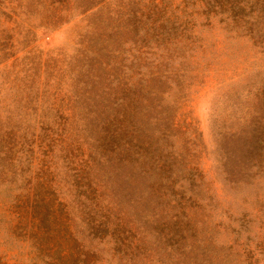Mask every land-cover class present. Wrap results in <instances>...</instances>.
<instances>
[{
    "label": "rangeland",
    "instance_id": "rangeland-1",
    "mask_svg": "<svg viewBox=\"0 0 264 264\" xmlns=\"http://www.w3.org/2000/svg\"><path fill=\"white\" fill-rule=\"evenodd\" d=\"M61 2L66 9L57 19ZM52 3L12 0L14 8L23 11L16 29L11 30L13 40L22 44L15 54L22 57L19 61L34 63L44 85L42 91L39 84L26 90L19 84L24 80L19 74L17 85L10 86L4 78L18 66L10 64L12 58L7 66L0 64V121L25 127L21 134L29 146L25 144L24 150L33 148L27 152L31 160L23 157L22 166L16 164L23 171L15 174H3V167L14 169V165L9 166L8 158L0 160V263L85 264L88 245L94 254L87 264H264V169L261 175L251 174L256 168L252 160H259L255 157L259 147L248 151L244 138L264 137L258 134V125L264 121V15L254 24L251 37L245 27L218 16L207 24L203 14H193L191 28L202 46L182 40L162 51L151 47L150 54L140 51L145 43L157 42L148 39V21L136 24L131 14L125 15L127 8H140L143 1L103 0L83 9L80 4L85 5V0ZM187 6L193 8L191 1ZM8 7L7 0H0L2 11ZM3 17L0 11V22L11 23ZM43 22L50 23L45 26ZM131 95L140 106L139 126L156 116L174 124L169 145L179 151H196L202 182L191 185L179 177L173 189L167 187L163 194L151 189L147 194L148 188L134 191V202L118 206L130 220V238L136 243L131 253H123L115 249L112 238L85 234V218L77 208L80 202L72 180L75 163L60 151L46 153L34 138L42 130L40 125L48 126L54 117L68 121V139L79 146L75 160L85 159L89 136H98L92 123ZM33 98L40 103L35 104L38 110L20 114L22 105ZM45 104L58 113L48 114ZM85 121L91 123L86 130ZM148 132L155 136L158 125L150 124ZM193 138L196 145L187 142ZM222 143L231 153L224 165ZM260 150L264 155V146ZM41 166L48 168V184L67 201L66 224L78 241L68 236L66 247L61 232H39L30 216L31 190L25 176L31 178ZM223 167L234 174L233 181ZM180 192L181 203L172 197ZM193 192L197 194L194 199L189 197ZM45 223L57 225V220L47 218ZM55 241H60L59 247L48 249ZM68 245L72 259L60 262L57 256Z\"/></svg>",
    "mask_w": 264,
    "mask_h": 264
},
{
    "label": "trees",
    "instance_id": "trees-1",
    "mask_svg": "<svg viewBox=\"0 0 264 264\" xmlns=\"http://www.w3.org/2000/svg\"><path fill=\"white\" fill-rule=\"evenodd\" d=\"M48 1L53 5L52 1L54 0ZM102 1L89 0L88 2L85 0V5H80L83 9L95 6ZM140 1H143L140 8H127L125 15L128 18L131 14L136 24L142 20L148 21L146 23V30L149 33L148 39L155 38L157 42L156 44L145 43L140 51L150 54L152 53L151 47L162 51L168 49L172 43L178 45L182 40L185 41V44L198 42V45L202 46L203 43L195 39L191 28L195 16L193 14H203L207 24L211 23L215 16H218L219 20L223 22H232L235 25L245 27V33L251 37H253L254 24H257L260 15H264V0H180V3L177 2L178 4H174L173 0ZM189 1L193 4L191 9L187 6ZM7 2L9 3V10L2 11L0 9V11L4 13L3 19L11 21V23L3 24L0 22V64L7 66V61L12 58L10 64H17L18 67L16 68L18 69L13 71L14 74L5 76L4 81L10 86L17 85L18 75L23 74L24 80L19 83L22 88L27 90L32 85L39 84L42 91L44 84L40 80V76L38 77L34 71V63L30 60L27 62L19 61L23 60L22 57L18 58L15 54L22 44L13 40L11 30L16 29L14 25L19 23L23 11L14 8L12 0H7ZM57 8H59V12L56 14L58 19L62 8L66 9V6L64 2H61ZM247 14H250L251 20L246 18ZM49 23L43 22L41 25L47 26ZM261 92L264 94V90ZM30 93L31 90L26 95L27 99L30 98ZM24 95L23 93L22 96ZM35 99L33 98L30 102L23 104L20 114L37 111L36 105L40 103L35 102ZM123 103L120 106L116 105L115 109L110 107L103 118L92 123L97 129L98 136H89L90 140L86 142L85 159L75 160V158H79V146L68 139L71 134L70 129L67 128L69 122L63 119L54 117L47 123L48 126L40 125L42 130L40 129L41 131L37 134L39 136H35L34 141L40 149L44 147L46 153L51 154L60 151L63 156L70 158L67 157L71 163H75L74 166H71L73 170L72 180L75 187L74 193L76 196L78 195L77 199L80 202L77 208L85 218V234L98 239L108 236L116 245L115 249L120 248L123 253H131L132 249L136 247V243L130 238L131 229L127 226L130 220L118 206L121 203L134 202L136 198L133 197V192L138 189L143 191L148 188L147 194L151 191L163 194L167 187L173 189L171 186H174L179 177L186 178L191 185H199L202 182V174L200 175L197 171L198 167L194 156L196 151L192 152L191 149L187 152L179 151L169 145L170 128L172 129L174 126L173 123L167 122L165 119L161 122L159 119L163 116H156L154 119H148L146 124L139 126L136 123V116L140 109L137 98L131 95ZM43 109L52 111H49L48 114L56 115L58 113L57 109L49 104H45ZM162 109L163 107L158 111L161 112ZM91 113L93 115L96 110ZM38 114L40 115L38 118H41L42 113L39 112ZM90 119L93 118L90 117ZM42 121L38 120V123H42ZM152 123L158 125V132L155 136L148 132L149 125ZM90 124V121H85V130ZM258 126L260 127L258 134L263 135L264 121L261 120ZM24 129L25 127L21 128L10 122L7 125V122L2 123L0 121V152H2L0 153V160L8 158L9 166L14 165L12 166L14 169L3 167V174L8 171L10 174H15L18 170L23 171L22 167L16 166L18 163H21L22 166L23 157L31 160L27 152L33 150L32 146L31 149L25 148L24 150L26 139L21 134ZM194 138L192 143L191 139L187 142L190 145L193 144ZM244 138L248 142V151L259 147L255 153V157L259 160H252V165L256 168L251 174L253 176L261 175L264 169V155L261 154L260 149L264 146V137L244 136ZM26 145L29 146V144ZM19 147L21 153H19ZM221 148L220 158L224 165L228 162L231 153L224 143H222ZM222 170L226 173L227 178L231 179L234 175L228 168L223 167ZM46 174H48V168L41 166L40 172L36 169L31 178L25 176V180L29 181L28 186L31 190L30 216L36 222L35 228L37 227L39 232H61L64 237L62 241L66 247L68 236L75 243L78 239L73 228L71 229L70 225L66 224L68 210H65L64 207L67 201L59 196L60 190H56L48 184L47 178H45ZM180 185H183L182 181ZM172 194L175 201L177 199H179V203L183 201L181 192L179 196ZM196 195V192H193L189 197L194 199ZM105 196L107 198H104ZM47 218L54 219V223L56 219L57 225L48 226L45 223ZM59 244L60 241L51 242L50 245L52 246H49L48 249L56 250ZM88 247V245L85 246V264L88 263L89 256L94 254V251ZM69 259H72V250L68 245L66 250L59 252L57 260L66 262ZM0 264L7 263L1 262Z\"/></svg>",
    "mask_w": 264,
    "mask_h": 264
}]
</instances>
